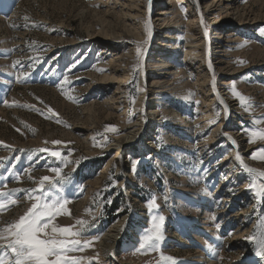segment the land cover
<instances>
[{"label":"rangeland","instance_id":"1","mask_svg":"<svg viewBox=\"0 0 264 264\" xmlns=\"http://www.w3.org/2000/svg\"><path fill=\"white\" fill-rule=\"evenodd\" d=\"M100 1L105 0H0V188H37L43 176L57 181L52 191L67 203L52 223L82 233L74 238L88 243L68 253L81 257V264H172L162 262L161 253L176 264H264L256 254L264 236V197L249 188L253 177L258 185H264V177L250 176L236 159L239 153L264 169V160L252 158L264 140H252L250 131L264 130V0H217L201 20L214 81L231 108L227 132L217 136L213 130L225 116L224 107L218 98L205 112L207 102L192 84L185 56L186 14L201 11L198 0L178 5L183 27L172 26L167 52L153 46L157 35L151 28L144 40H111L117 55L136 47L126 82V122L120 116L124 104L112 115L104 104L116 86L101 83L102 75L113 72L109 45L86 30L102 15ZM143 5L150 12L142 16L147 25L163 5L176 11L171 0H144ZM198 63L195 59L194 68ZM21 72L29 75L17 79ZM236 93L249 99L242 104ZM107 126L116 131H106ZM129 129H138L137 139L122 151L121 164L113 160L102 183L93 186L114 157L107 148ZM87 130L93 132L88 142ZM43 148L61 151L69 163L39 151ZM52 168H61L65 179ZM15 198L17 204L0 211V228L34 202L23 192ZM153 198L155 207H150ZM161 215L163 239L155 249H142L141 237ZM123 217L119 248L102 251L106 233ZM253 235L256 241L247 239Z\"/></svg>","mask_w":264,"mask_h":264},{"label":"bare ground","instance_id":"2","mask_svg":"<svg viewBox=\"0 0 264 264\" xmlns=\"http://www.w3.org/2000/svg\"><path fill=\"white\" fill-rule=\"evenodd\" d=\"M184 1L185 2L187 1L188 6L190 5L189 3L190 0H171V4H172L171 8L174 9L176 8L177 12L176 11L175 12L178 13V5L180 4L182 5V2ZM216 1L217 0H198L201 6L200 8L201 11L198 10H196L195 12L190 10H189L190 12L187 11L188 12L186 14L188 18V28L186 32L187 52L185 51L186 52L185 56L187 58L186 59L187 66L189 67V70H191L192 72L190 74L192 76L191 79L192 84L194 87L197 88V90L201 91V98L205 102H207L208 108L205 110V112H209L213 109L212 104L215 101V99L218 98L224 107L225 116L223 117L222 122L213 130L214 134H216L217 136L220 134H226L227 132L226 119L228 117V112L231 111V108H230V104H228V102L226 101L224 93H221L220 87L214 81V76H213L214 74L212 72L214 71V66H213L214 64L212 63L211 59L208 57V49H209L208 46L210 43L208 44V41H206L205 39L207 36L206 35L207 31H205L202 25V21H204L205 12L208 11V13L210 14L212 12V7L214 9V5H216ZM100 2L105 6V8L102 10V15L100 16V19L97 22L87 26L86 30L90 33L91 35L90 37L97 38L98 40L103 39L104 41H106L107 45H109L108 50L109 52H111L112 57L108 61V64L111 65L110 66L112 67L111 72L112 71L113 72L109 74L105 73V75H102L103 78L101 77L102 78L101 83L105 85L115 83L116 86L114 87L115 88V91H113L114 94L109 95L104 104L105 106L108 107L110 111L109 112L110 115L114 114V112L115 113L118 112V109L122 107L121 106L122 104H124L123 108L125 107V110H123V113L120 116H122L123 120L125 121L127 114V106H128L126 104L127 103L126 82L130 74L128 70L130 65V58L132 59L133 56L135 55L136 47L133 48L129 47L128 50L126 49L127 51H124L123 53L117 55V53H114L113 51L116 48V43L112 42L111 40L112 39L120 40L128 36H133L137 40H144V37H146L147 31L149 30L148 25H150V28L153 29L154 34L156 33L157 35V37L154 39L153 46H158L162 49V51L167 52L168 49L170 48V47L168 48V46H171L170 42H172L171 38H173V34H174L172 26L173 27L177 26L178 28H182L183 18L179 13L176 14L175 16L174 10L173 12L171 11L170 13V11H168L169 9H166L167 8L166 5L165 6L163 5L156 13L157 16L156 19L147 25L146 23L143 22L142 16L144 15L149 16L150 12L148 10H145L143 5L144 0H113V1L105 0ZM142 12L143 14H141ZM237 13L238 12L236 11L234 12V14ZM97 25L100 26V29L98 31L97 30L95 31V26ZM195 59L198 60L199 62L197 68H194ZM158 60L160 62L162 60L163 65L167 67L170 65V63H168L164 57L158 58ZM211 76L213 81L211 79ZM157 83H158L157 81L152 82V84L155 85H157ZM143 97H144L143 94L142 96L139 97V103L144 102ZM89 109L91 112H93L94 104H91ZM150 113H154V111L151 110ZM208 115L211 114L209 113ZM139 121L142 123V119H140ZM137 130L138 129H129L125 134L117 136L114 139V141L109 145L107 150L108 151L114 150L115 151L114 157L112 160H110L109 164L103 170H101V174L95 179L93 186H98L102 183V181L109 172V167L113 160H118L121 164V159H120L121 153L127 146H129L134 140L137 139V136L139 134ZM87 133L88 134L85 137V141L88 142L89 135L93 132L92 131L89 132L87 130ZM241 158L244 161V163H246L247 159L243 157ZM92 189L93 188H90L88 190L87 193L88 195L81 201V204L89 199ZM125 225H126V218L123 217L120 221H118V223H115L109 229V231L106 233L104 237L103 243H101L102 251L106 250V248L112 249L113 247H116L119 244L121 238L124 235ZM239 237H241V235ZM116 248H119V246H117ZM112 258L114 260L116 259L114 255L112 256ZM203 261L206 264H211L209 260H203Z\"/></svg>","mask_w":264,"mask_h":264},{"label":"snow or ice","instance_id":"3","mask_svg":"<svg viewBox=\"0 0 264 264\" xmlns=\"http://www.w3.org/2000/svg\"><path fill=\"white\" fill-rule=\"evenodd\" d=\"M27 20L28 18L25 17ZM16 27V25H13ZM150 30V25H148ZM140 49L137 48V55L139 58ZM244 63V61H240ZM19 64V61L15 62ZM135 70V68H134ZM29 73L21 72L17 79L27 77ZM64 83L68 82V76L63 78ZM62 87V85H61ZM240 98L242 104L249 98L243 97L240 93H236ZM72 98L71 96L69 97ZM4 103L7 104L5 100ZM51 111V109H49ZM255 123V122H254ZM107 130L116 131L115 126H107ZM251 131V139L264 140V130ZM106 142V141H105ZM3 142H0L2 144ZM54 145H59L62 142L53 140ZM10 147V146H9ZM39 151L48 153V148L40 149ZM50 155L62 161L66 166L67 161L62 152L59 150L50 151ZM253 159L264 160V148L258 149L252 153ZM19 159L18 157L16 158ZM236 159L240 161L246 171L250 174H255L258 170L249 168L242 160L239 153ZM77 163H79L77 161ZM26 174L31 172V169L23 170ZM52 172L61 180L65 177L62 175L61 168H52ZM260 177H264V172H258ZM19 174H16V179L19 180ZM29 179H32L29 175ZM47 185V187H46ZM57 186V181L49 176H43L38 181V187L32 189H8L0 188V211L6 207L17 204L15 198L18 193H26L31 206L19 217L18 220L8 224L4 228H0V264H81L82 258L77 256H70L68 253L82 250V245L87 244V241H81L74 237L81 235V232L73 231V226H57L52 223L53 218L64 208L67 200L63 199L57 192H53L52 188ZM250 190H256L257 194L264 197V185H258L253 177L249 185ZM150 207H155V198H153ZM165 217H153V225L151 229L146 230V233L141 237L140 247L155 249L158 242L163 239L161 232V225ZM85 221L78 220L77 225L84 226ZM219 228V225H217ZM250 241H256L257 236L247 237ZM256 254L264 258V236L259 237V245ZM162 262H172L176 264L175 258L165 256L161 253Z\"/></svg>","mask_w":264,"mask_h":264},{"label":"water","instance_id":"4","mask_svg":"<svg viewBox=\"0 0 264 264\" xmlns=\"http://www.w3.org/2000/svg\"><path fill=\"white\" fill-rule=\"evenodd\" d=\"M212 72H213V74H214V71H212ZM213 76H214V75H213ZM221 93H222V92H221ZM226 101H227V99H226ZM247 161H248V160H246V163H244V164H246L249 168H252V169L258 170V172H264V169L257 168V167H253V166H251L250 164H248ZM127 219H128V218H127ZM126 222H127V220H126Z\"/></svg>","mask_w":264,"mask_h":264},{"label":"trees","instance_id":"5","mask_svg":"<svg viewBox=\"0 0 264 264\" xmlns=\"http://www.w3.org/2000/svg\"><path fill=\"white\" fill-rule=\"evenodd\" d=\"M113 173H114V172H112V180H113V179H114V180H117L116 175H114ZM116 208H117V205H116V203H114V204H113V211H114V212H115V210H117Z\"/></svg>","mask_w":264,"mask_h":264}]
</instances>
